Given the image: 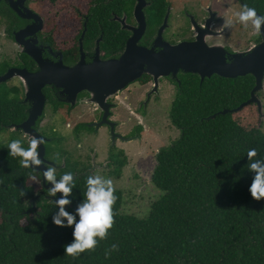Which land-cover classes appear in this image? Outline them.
<instances>
[{"label":"trees","instance_id":"trees-1","mask_svg":"<svg viewBox=\"0 0 264 264\" xmlns=\"http://www.w3.org/2000/svg\"><path fill=\"white\" fill-rule=\"evenodd\" d=\"M40 1L48 13L57 12L58 0ZM117 1L125 4L111 3ZM162 1L151 2L150 23L161 22ZM239 1L256 11L264 4V0ZM95 11H90L89 37L94 36ZM109 24L105 20L101 45L106 58L124 44V35L118 30L114 34ZM5 69L0 67V74ZM148 80L144 75L139 81ZM252 85L251 76L215 75L203 81L194 74L179 76L168 114L179 135L157 151L151 175L160 198L151 203L146 217L138 218L121 213L123 194L115 189L114 226L105 240L96 238L94 251L77 259L65 255V246L75 242V225H54L52 218L59 211L56 200L35 196L29 185L34 172L21 167L19 158L9 155L8 146L0 145V264H264V199H252L249 188L255 174L247 168L248 150L255 148L257 159H264V134L241 124L239 116L257 115L252 106L221 114L246 102ZM17 93L18 89L0 84V134L14 130L11 126L27 116V106ZM10 134L9 143L19 139L28 147L19 130ZM120 155L113 158L116 177L126 163ZM64 164L60 177L71 172L75 183L65 211L78 222L76 210L84 202L91 175L69 157ZM62 223L67 225V220ZM114 244L117 250H111Z\"/></svg>","mask_w":264,"mask_h":264},{"label":"flooded vegetation","instance_id":"flooded-vegetation-1","mask_svg":"<svg viewBox=\"0 0 264 264\" xmlns=\"http://www.w3.org/2000/svg\"><path fill=\"white\" fill-rule=\"evenodd\" d=\"M123 1H125V4L121 3L120 1L111 3V0H82L80 5H75L72 2L70 3V6L71 9H75V11H72L68 15H64L58 12L48 13V10L45 9L40 0H0V51L7 47H10V49H15V46L19 48V51L16 52L15 55L11 57V59L7 57L8 53L0 58V67H6L5 71L0 74V76L5 74L9 69H25L28 73L35 74L40 71V64H57L61 62L63 66L71 68L79 62L82 55L85 62L90 63L95 58L97 50H99V57L101 60L116 59L123 53L127 41L133 36L134 30L138 28L139 21L135 14L138 15L140 12H142L144 15L145 29L140 36L137 45L147 49H152L155 47L156 41L174 46L183 42H193L199 36L204 38L206 45L215 46L216 48L221 49V51L224 53L225 61L229 63L231 62V56L233 54L246 53L251 48L259 45L262 42V34L254 35L250 32L251 25H249L248 29H245L242 25L235 22V13L236 9L238 8L237 3L240 5V7L244 5L239 0H163V16L161 22L158 24L149 22V14L150 11H152L151 2L154 0ZM262 7V9L257 11V14L260 16H264V4ZM107 9L109 13L108 15ZM91 10H96L94 13V22L97 29L95 26H93L94 36L89 37L87 34V25L91 16ZM174 12L175 17L179 19L177 24H172L174 23V20L170 22V19L173 18L172 14H174ZM165 17H167V22L165 24V28L161 30ZM183 19H186V22L188 21V23L185 24ZM105 20H108V23H110L109 26L113 29L114 34L116 30H118L120 36L124 35V44L122 50L117 52V54H115L113 57L109 58L105 57V54L101 48V45L104 42L103 36ZM228 20L233 23V27L231 29H221L225 21ZM207 23H209V26L206 27ZM180 26H183V32H180L177 35L166 36L167 33L169 34L171 32V27L176 31ZM231 33H237V35H240L239 33H244V36L242 35V38H244V40H242V43L245 46L244 49L240 48L239 50H233L230 45L226 44L225 39L229 38ZM248 36H251V38L247 40ZM251 39L253 40L249 42ZM112 41L116 42L114 39H112ZM154 50L159 51L160 48L155 47ZM19 53L22 55L21 60L17 59V55ZM183 74L185 73L179 72L176 78L158 79V84L154 92V80L151 76L146 75L149 77V80L146 82V84L149 83L150 87L143 96V100L138 103L137 107H135V110L148 116L149 113H146L147 107L160 101V90L164 83H167L172 87V90L175 91V97L177 92V84H179V76H182ZM245 76H251L253 79V85L249 91V97L247 98V100H249L251 92L255 87V78L250 74ZM142 77H144V75ZM139 80L136 82L141 83ZM160 80H163V82ZM5 84L9 87L18 89V93L16 94L17 98H19L22 104L27 106L26 120L32 104L30 100H25V94L29 91L28 86L23 79L21 80L20 77H13L6 81ZM42 93L43 98H45L44 108L46 105H49L50 107L51 105H58V107L54 106V108L55 113H59V107L62 106V104L67 106L64 107V111L62 112L63 114L59 113L65 127H88L90 125V127H96L98 130L104 128L107 133L110 132L111 136L113 137V145L109 143L111 149L115 147V142L117 140L127 142L132 138H138L141 126H133L135 128L134 133H132V137L122 136L116 132V129L122 125H120V122L116 120L114 121L111 112L114 109V111H116L118 106L109 101H107V103L112 105V107L109 109V116L107 117L109 124L104 123L103 125L98 126V124L102 121L103 111L95 106V110L99 109L101 111L99 118L86 122L76 121V123L69 126L66 121L71 119L73 110L78 106V104H76L77 101L82 100V98L86 99L82 96L85 95V92L76 96V102L73 106L61 102L60 99L64 100L63 96H61L59 90L53 89L52 86H45L42 89ZM116 96L118 95L116 94L115 96H112V99L116 100ZM254 97L260 102L261 111H259L260 109L256 103H252L248 106L254 107L257 115H264V79L262 80L260 90L254 92ZM133 102L134 101L131 100L130 104L132 105ZM130 114H134V112L130 110ZM42 115L31 127H34L37 133L45 140V143L43 144L45 155L42 163H45L47 167H55L56 177L57 180H59L60 170L65 167V159L63 160V164L61 166L59 165L58 161H53L55 158L52 159L49 157V155L47 157L46 147L49 144L48 148H50L53 140L52 138L48 137V135H45L48 134V132L44 131L45 134L43 131L40 132V127L48 126L47 124V126H43L41 124L44 121V119H42ZM129 121H131V119ZM21 123L12 125L11 127H17ZM15 130L17 129H14L13 131ZM19 131L21 134H24L21 130ZM24 135L29 139H32L28 135ZM111 151L108 165L113 168L111 172L113 175V172L116 169L113 158H115L117 155H120L122 152L118 151L117 155H115L112 154L113 152ZM53 155L55 157V153H52L51 156ZM75 162L77 164L79 163L77 161ZM79 167L85 168L84 171L92 176V170L96 167V165L94 166L91 164L90 166L89 164H83ZM32 171L34 172L36 178L40 181V188L38 191L34 190L35 196H42L43 198L51 201L62 198L60 193H58L56 197L49 196L47 194V190L51 188L52 185L46 182L43 183L41 172L36 173L34 170ZM76 174L77 173H75V175Z\"/></svg>","mask_w":264,"mask_h":264},{"label":"rangeland","instance_id":"rangeland-1","mask_svg":"<svg viewBox=\"0 0 264 264\" xmlns=\"http://www.w3.org/2000/svg\"><path fill=\"white\" fill-rule=\"evenodd\" d=\"M72 2L75 5H80L82 0H58L55 3L57 6L56 11L68 15L75 11V9H71L70 3ZM237 6L236 13L241 10L238 3ZM172 16L173 18L170 19V22L174 20L172 24H177L179 19L175 17V12ZM183 21L185 24L188 23L186 19H183ZM183 31V26H180L176 31L171 27V32L167 33L168 35L166 34V36L177 35ZM250 32L253 33L252 30ZM239 34L231 33L229 38L225 39L226 44L230 45L233 50L244 49L245 47L242 43L244 33ZM250 38L251 36H248L247 40ZM14 48L10 49V47H7L2 49L0 58L8 53L7 57L11 59L19 51L16 46ZM17 56L18 60L22 59L21 53ZM160 81L163 82V80ZM149 87V83H132L125 90L117 93L116 100H113L112 96L107 98V101L118 106L116 111L114 109L111 112L114 121L116 120L122 125L116 129L117 133L122 136L132 137L135 128L133 126H141L138 138H132L127 142L117 140L113 149L110 146V144L113 145V137L104 128L98 130L96 127H90V125L88 127H65L59 113H62L64 107L67 106L62 103V106L59 107V113H55V105H51V107L49 105L45 106L42 115L44 121L41 124L43 126L47 124L48 126L40 127V132H48V134H45V132L44 134L53 140L49 152V157L55 158L53 161H58L59 165L62 166L63 160L69 157L72 161L79 162L78 166L83 164L96 165L92 170V174L112 179L115 189L122 192L123 205L121 213L134 215L138 218L146 217L151 203L161 196V192L151 182V174L155 166V154L160 148L169 146L179 135V131L170 123L168 118L175 91L167 83H164L160 90V101L147 107L146 113H149L148 116L135 110L138 103L143 100V96ZM82 96L86 99L82 98V100L77 101L76 104L78 106L73 110L71 119L66 121L69 126L76 123V121L86 122L100 117L101 111L99 109L95 110V106L87 101L89 94L85 93ZM131 100L134 101L132 105L130 104ZM130 110L134 114H130ZM130 119L131 121H129ZM239 119H242L241 124L244 127L255 126L264 134V115L239 116ZM12 131L0 134L1 146H8ZM21 138L28 143L31 140L24 134H21ZM110 151L115 155H117L118 151H121L126 161L125 166L119 171L118 177L112 175L113 168L108 165ZM52 153H55V157L54 155L51 156ZM57 156L60 157L57 158ZM119 157L122 156L119 155ZM29 185L35 191H38L40 181L39 179H30Z\"/></svg>","mask_w":264,"mask_h":264},{"label":"water","instance_id":"water-1","mask_svg":"<svg viewBox=\"0 0 264 264\" xmlns=\"http://www.w3.org/2000/svg\"><path fill=\"white\" fill-rule=\"evenodd\" d=\"M135 16L138 18L139 26L127 41L123 53L116 59L101 60L99 50H97L92 62L86 63L82 55L79 62L71 68L63 66L59 62L57 64H40V71L35 74L28 73L25 69H9L1 75L0 84L13 77H20L29 88V91L25 94V100L32 102L28 117L14 129L21 130L31 138L42 137L31 126L42 115L45 104L42 89L45 86H52L53 89L59 90L64 99H60L61 102L71 106L75 104L77 95L83 92L88 93L87 101L103 111L102 121L98 124V126H101L104 123L109 124L107 117L112 105L107 103V98L125 90L143 75H149L153 78L155 83L154 92L158 79L176 78L179 72L198 75L200 81L213 75L222 78H236L250 74L255 78V87L249 100L233 110H224L221 114L237 112L252 103H256L260 109L259 111H261L260 102L255 99L254 92L260 90L264 79L263 25L261 28L262 42L246 53L233 54L231 62L227 63L221 49L206 45L204 38L199 36L193 42H183L174 46L156 41L155 47L160 48L159 51L154 50L155 47L147 49L138 46L137 42L145 29V21L142 12L138 15L135 14ZM166 22L167 17L164 19L161 30L165 28ZM207 26H209V23H207ZM37 151L43 161L45 155L43 144ZM30 169L36 173L41 172L42 181L45 183L43 178V173L47 170L45 163H42L39 167L32 166Z\"/></svg>","mask_w":264,"mask_h":264},{"label":"clouds","instance_id":"clouds-1","mask_svg":"<svg viewBox=\"0 0 264 264\" xmlns=\"http://www.w3.org/2000/svg\"><path fill=\"white\" fill-rule=\"evenodd\" d=\"M235 22L242 25L245 29L251 25V30L254 35H261V28L264 25V16L257 14L254 7H249L247 4L241 6V10L235 13ZM233 23L225 21L221 29H231ZM45 143V140L37 137H32L27 148L23 147L21 140H12L8 144L9 155L19 158L20 166L23 168L39 167L42 160L39 157L37 149ZM258 152L255 148L248 150L247 168L254 173L251 186L249 188L251 197L255 201L264 199V159H257ZM44 181L51 184L52 187L47 190V194L51 197H56L58 193L62 198L54 203L59 209L58 214L53 216V223L57 227H72L75 225L73 236L75 242L70 246H65V255L73 259L88 251H94L98 246L97 237L100 240L107 238L109 230L114 226L113 206L117 197L115 196V187L112 179L104 178L101 175H92L87 177L86 192H84V202L77 207L76 215L79 221H76V216L65 211V207L70 205L68 199L72 195V190L75 187L74 176L71 172L63 174L59 180L56 177V168L48 166L43 173ZM36 179L35 176L32 177ZM62 220H67V225L62 223ZM111 250H117V245H112ZM110 254L106 251V257Z\"/></svg>","mask_w":264,"mask_h":264}]
</instances>
